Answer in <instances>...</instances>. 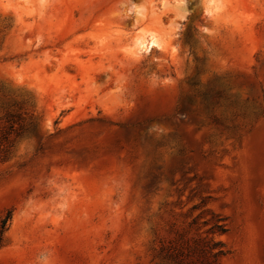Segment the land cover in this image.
<instances>
[{
    "label": "rangeland",
    "instance_id": "rangeland-1",
    "mask_svg": "<svg viewBox=\"0 0 264 264\" xmlns=\"http://www.w3.org/2000/svg\"><path fill=\"white\" fill-rule=\"evenodd\" d=\"M9 213L0 264H264V0H0Z\"/></svg>",
    "mask_w": 264,
    "mask_h": 264
},
{
    "label": "trees",
    "instance_id": "trees-1",
    "mask_svg": "<svg viewBox=\"0 0 264 264\" xmlns=\"http://www.w3.org/2000/svg\"><path fill=\"white\" fill-rule=\"evenodd\" d=\"M9 221H11V214L10 213L1 222V226H0V241H1V238H2V236L4 234V232L6 231V228H7V225L9 223ZM214 228L219 233H222V234L226 233L225 227L223 225H221L220 223L216 224ZM214 247H216L218 250L213 254V257L218 258V257L226 255L225 252L222 250L223 245L221 244V242L215 243Z\"/></svg>",
    "mask_w": 264,
    "mask_h": 264
},
{
    "label": "bare ground",
    "instance_id": "bare-ground-1",
    "mask_svg": "<svg viewBox=\"0 0 264 264\" xmlns=\"http://www.w3.org/2000/svg\"><path fill=\"white\" fill-rule=\"evenodd\" d=\"M153 47H155V44L152 41H144L139 44L140 51H149Z\"/></svg>",
    "mask_w": 264,
    "mask_h": 264
}]
</instances>
